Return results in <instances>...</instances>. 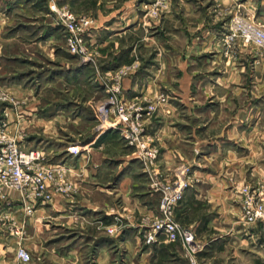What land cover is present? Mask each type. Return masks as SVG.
<instances>
[{"label":"rangeland","instance_id":"obj_1","mask_svg":"<svg viewBox=\"0 0 264 264\" xmlns=\"http://www.w3.org/2000/svg\"><path fill=\"white\" fill-rule=\"evenodd\" d=\"M124 1L0 0V131L21 148L41 152L42 167L61 171L71 187L35 204L19 190L2 192L0 264H19L21 249L32 259L39 256L42 239L54 237L56 244L78 236L57 226L56 208L58 196L71 206L79 199L75 170L67 161L50 160L46 149L65 148L67 160L87 157L81 147L96 136L98 145L108 133L124 147L107 149L113 160L100 176L103 184L112 179L114 203L84 223L110 241L113 264L127 261V239L133 264L142 255L160 263L162 257L153 255L173 244L181 249L178 255L183 249L193 257L204 250V240L215 239L210 264H264V220L249 222L243 209L252 198L253 206L264 207V45L246 42L238 27L240 22L264 33V0ZM122 9L137 21L127 34L113 37L111 27L127 22L124 12L110 23L108 17ZM71 26L80 31L76 36ZM71 38L78 40L76 53ZM132 79L138 80L136 91L124 87ZM236 114L241 132L220 143L233 139L226 132ZM163 139H170L167 147ZM206 143L211 145L202 147ZM172 150V166L165 169L164 153ZM122 155L124 161L117 159ZM124 176L131 178L125 204L116 193ZM209 182L230 193L225 201L232 209H224L223 219L217 210L209 214L217 224L202 233L185 227L177 213L187 194L205 195ZM178 190L172 219L191 231V246L164 230L163 204ZM88 235L81 237L87 241Z\"/></svg>","mask_w":264,"mask_h":264},{"label":"crops","instance_id":"obj_2","mask_svg":"<svg viewBox=\"0 0 264 264\" xmlns=\"http://www.w3.org/2000/svg\"><path fill=\"white\" fill-rule=\"evenodd\" d=\"M111 3L112 5L121 4L123 6L126 1L112 0ZM123 10L124 9H122L121 11H116L115 13H111V17H108L107 22L110 23L111 21H113L115 19L114 14L119 15L120 13L124 12ZM124 16V20H126L127 22L125 23V26L122 25L120 28H113V26L111 27L113 37H122L123 34H127L133 28L135 22L137 21V16H135L133 12H124ZM207 35H209V33H207ZM211 37L213 38L215 37V35H211ZM224 81L233 85H239V83H237L235 80L231 81L229 78H224ZM147 85L148 88L151 86L150 83H148ZM124 87L126 90L136 91L139 87L138 80L132 79L130 81L124 82ZM235 96L237 95L234 93V97ZM238 117L239 115L237 116L236 114L233 121H231L232 126H230V128H228L226 132L228 134H233V139H221L219 141L220 143H227V139L233 141L237 138V136L235 135L241 132V126L239 125L240 123L237 119ZM164 130L166 129L162 128L160 133L164 134ZM113 134L114 133H108L107 136L102 138L98 145H96V143L99 137L96 136L88 144L82 146L81 148L83 149V153H89L87 157L84 154L85 156L78 157L77 159L74 157L67 160L70 155L65 154V148L63 152H61L60 150L55 151L53 147L46 149L50 160L57 158L56 161L58 162L67 161V165L75 170V181L80 187V195L78 196V198L80 199L81 197H84L85 199L79 200L76 198L74 199L75 206H71L69 205V200L67 201L61 196L57 197L56 208H58V220L60 222L57 224V226H59L60 229L62 228L61 230H63V232L70 231L74 234H77L78 236H75L72 239L64 238L60 240L59 238H61V235H59L57 237L59 240L56 241V244L53 243L54 237H51L48 241L42 239L41 243L43 246V250L41 251V254L39 256L33 257L31 264H113V258L110 252L112 244L109 243L110 241H108L107 237H105L104 234H99L94 225H92L91 223H84L86 219L92 220L91 218L94 217L96 213H103L104 211L108 210L114 203V192L112 189L108 188V185L112 184V179L109 180V182L105 181V183L103 184V177H100L101 175L107 173L110 160H113L109 156L107 149H110L113 146L116 147L118 145V147L121 148V151H123L124 149V147H122V145L120 144V140L118 139V137H116L117 135ZM171 137H173L174 139V136ZM167 140L163 139L162 145L164 147L168 146ZM206 144L207 145H203L202 147L211 145L210 143ZM62 155L64 156L62 157ZM115 159L116 158H114V160ZM117 159L124 161L126 158L122 155ZM172 159L173 150L164 153L162 164L165 169H170V167L172 166ZM127 166L128 163L124 162L122 164L121 170L122 168H127ZM207 184L210 186V188L207 190L205 195L204 193L200 194L199 192H196L192 195L187 194L183 205L177 213L178 219L183 223L185 227H189L194 231H199L202 233L212 228L215 229L214 224H217L214 218H210L209 214H212V212L214 213L215 210H217L216 213L222 215L221 219H223V212H225L224 209H232L231 203L229 201H225V198L227 196L229 197L230 193H226L220 190L218 186L213 183L209 182ZM130 189L131 178L129 176L122 177L118 184V190L116 191V193L117 197L121 198L124 204L128 202L127 199H129L128 196H130ZM52 206L55 208L54 204H52ZM132 206L139 212L143 211V208H141L137 204H133ZM130 208L131 207L126 206L127 211L130 210ZM211 208L214 211H211ZM42 210V212H46L47 209L44 208ZM134 210L135 209H133V211ZM75 215L83 216L84 221L77 220L76 217H74ZM105 217L107 221V219H109L108 215H105ZM61 219H63L64 221L61 222ZM87 234H89L90 236L88 235L89 239L86 241L83 237ZM68 235L69 234H65V236L63 237H66ZM50 240H52V242H50ZM215 242L216 239L204 240L202 243L198 242L199 244H202L204 250L193 257L185 254V251L183 249L182 253L178 255V252L181 249L179 248V250L177 248L179 245L173 244L160 249L156 255H153V258L157 260L159 257H162V259H160L161 262L156 264H177L176 262L178 259L186 262V264H210L209 261L211 260L209 259H211V252L214 251V247L218 244L217 242ZM132 243L133 242L131 241V239H127L125 242L126 249L128 251V254L126 255L127 261L125 262V264L135 263V261L133 262L135 255H131L129 248V246L132 247ZM47 244H50V247L56 245L57 248H44ZM151 258V255H142L140 258H138L137 264H150Z\"/></svg>","mask_w":264,"mask_h":264},{"label":"built area","instance_id":"obj_3","mask_svg":"<svg viewBox=\"0 0 264 264\" xmlns=\"http://www.w3.org/2000/svg\"><path fill=\"white\" fill-rule=\"evenodd\" d=\"M88 25V22H85ZM238 27L245 35L246 42L256 41L264 45V33L255 27L238 23ZM69 32L77 35L78 31L74 26L69 27ZM71 38L70 47L73 52L78 51L77 39ZM43 155L38 150H26L20 147L19 142L8 137L0 131V198L5 189H15L27 196L28 202L35 204L37 199H50L55 192L66 194L71 187L68 183L62 182L64 179L61 171L55 169H45L41 163ZM56 181V182H53ZM54 183V186L48 185ZM166 196H167V192ZM180 191L176 195H170L165 199L162 210L167 216L164 230L172 240L179 236L185 237L187 246L193 243V234L187 228L176 224L172 219L173 208L180 200ZM253 198L243 206L245 216L249 222L264 220V207L262 205L253 206ZM248 206V207H246ZM19 264H30L32 256L29 252L21 249L17 253Z\"/></svg>","mask_w":264,"mask_h":264}]
</instances>
